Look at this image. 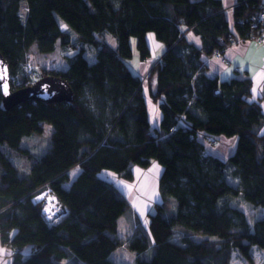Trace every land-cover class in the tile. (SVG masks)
<instances>
[{
    "label": "trees",
    "instance_id": "1",
    "mask_svg": "<svg viewBox=\"0 0 264 264\" xmlns=\"http://www.w3.org/2000/svg\"><path fill=\"white\" fill-rule=\"evenodd\" d=\"M263 11L264 0H238L231 21L223 0H0L13 88L56 75L74 91L73 101L6 108L0 88V240L12 264H116L111 254L123 244L136 264H231L234 251L252 262L253 247L264 250V95L254 97L251 77L220 80L203 59L251 38L252 17ZM151 32L166 49L140 75L128 62L130 39L146 61ZM34 47H59L67 69L37 75ZM45 123L50 145L37 155L23 142ZM228 141L233 150L220 151ZM16 157L28 160L25 170ZM156 162V212L146 213L145 230L136 214L122 241L118 221L131 205L102 174L134 182L135 170ZM42 188L67 209L57 221L34 200Z\"/></svg>",
    "mask_w": 264,
    "mask_h": 264
},
{
    "label": "rangeland",
    "instance_id": "2",
    "mask_svg": "<svg viewBox=\"0 0 264 264\" xmlns=\"http://www.w3.org/2000/svg\"><path fill=\"white\" fill-rule=\"evenodd\" d=\"M63 28L67 29V26L63 24ZM108 39L110 40L111 44L115 46L117 44L116 40L112 38L110 35H107ZM76 40V39H74ZM243 40H246L243 38ZM253 40V39H251ZM148 45L151 50L150 58L158 59L160 58L164 52L166 47L160 43L153 32L148 33L147 35ZM254 41V40H253ZM130 43L133 49V58L130 59L128 62L131 64V68L136 70L139 73V69H136L137 57L139 56V50L137 47V38L132 37L130 39ZM72 51V50H70ZM88 58L92 61L95 59V49L91 46H87L86 48ZM64 55L65 54L60 48L53 52V53H41L35 47L32 48L30 52V59L33 65V69H35V73L39 75L41 71L43 72H50V71H63L66 70L68 65ZM70 55V53H69ZM140 74V73H139ZM18 79H15L16 83ZM155 82V80H154ZM17 84H15L16 86ZM156 85V83H154ZM155 86H153L154 88ZM53 132V126L49 123L44 124V131L43 133H34L31 137H28L24 140L23 146L28 147L31 149V152L35 154L45 153L50 145V137ZM233 148L230 142H226L219 150L225 151L226 149ZM228 150H226L227 152ZM15 162L21 166L22 169L25 170L28 166V160L22 159L21 157H16ZM136 180L134 182H129L124 180L122 177L118 176L117 173L112 171H105L102 175L103 178H106L117 186L121 190V192L126 195L128 201L130 202V209H128L118 221V230L117 235L122 241H126L129 236L133 233L136 227V214L141 218V225L142 229H147V223L149 222V216L146 215L147 212L155 213L156 212V203L159 201L160 198V191L158 187V179L162 173V167L158 162L149 168V171L143 169V171L135 170ZM145 172L150 173L145 175ZM79 173V167H76L70 171L71 178L74 179L77 174ZM151 177L150 181H147V176ZM141 182H143L141 184ZM44 193H51L48 188L41 189L34 197L35 201H43L45 215L47 219L50 221H57L58 219L62 218L66 213L67 210L63 209L64 211H59L56 215H48L47 213V205L46 199L41 197ZM141 204V205H140ZM142 207V208H141ZM253 261L249 262L244 256L240 254L238 251H234L231 259V264H263L264 263V250L254 246L251 250ZM111 259L116 264H136V254L128 249L126 244L118 247L114 252L111 254ZM62 264H68L67 260L62 261Z\"/></svg>",
    "mask_w": 264,
    "mask_h": 264
},
{
    "label": "crops",
    "instance_id": "3",
    "mask_svg": "<svg viewBox=\"0 0 264 264\" xmlns=\"http://www.w3.org/2000/svg\"><path fill=\"white\" fill-rule=\"evenodd\" d=\"M223 2L225 10L228 13V17L232 21L233 8L238 3V0H223ZM231 27L233 29L232 24ZM193 40L196 44L201 45L199 37L193 35ZM224 56L230 61V64H226L219 58L213 57L212 55L203 57L212 75L219 76L222 81L230 80L234 77H251L254 83V97L258 98L261 95H264L263 47L256 45V43L251 39L240 40L229 44L224 50ZM136 60L137 63L135 68L139 69L140 75H144L149 71L154 58L142 61L138 56ZM231 149L227 148L228 151L233 150ZM12 253V247L7 244H3L0 240V264H12Z\"/></svg>",
    "mask_w": 264,
    "mask_h": 264
},
{
    "label": "water",
    "instance_id": "4",
    "mask_svg": "<svg viewBox=\"0 0 264 264\" xmlns=\"http://www.w3.org/2000/svg\"><path fill=\"white\" fill-rule=\"evenodd\" d=\"M0 88L3 96V104L11 108L27 100L46 102L73 101L74 91L70 83L56 75H48L35 81L33 84L18 89L12 86L11 68L0 50ZM55 195V194H54ZM62 205L60 198L55 195ZM67 210V209H66ZM44 209V214H45Z\"/></svg>",
    "mask_w": 264,
    "mask_h": 264
},
{
    "label": "built area",
    "instance_id": "5",
    "mask_svg": "<svg viewBox=\"0 0 264 264\" xmlns=\"http://www.w3.org/2000/svg\"><path fill=\"white\" fill-rule=\"evenodd\" d=\"M252 35L251 38L259 44L264 45V11L258 15H254L251 20ZM213 57L219 58L222 62L229 64L228 59L221 53V51H215L212 54ZM209 142H217L213 137L208 138Z\"/></svg>",
    "mask_w": 264,
    "mask_h": 264
},
{
    "label": "bare ground",
    "instance_id": "6",
    "mask_svg": "<svg viewBox=\"0 0 264 264\" xmlns=\"http://www.w3.org/2000/svg\"><path fill=\"white\" fill-rule=\"evenodd\" d=\"M41 197L47 198L46 205L48 215H56L59 211H64L61 203L54 194L44 193Z\"/></svg>",
    "mask_w": 264,
    "mask_h": 264
}]
</instances>
